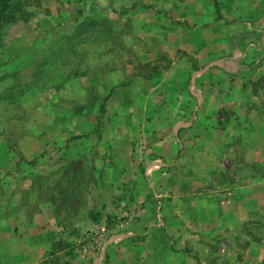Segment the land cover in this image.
<instances>
[{"label":"crops","instance_id":"obj_1","mask_svg":"<svg viewBox=\"0 0 264 264\" xmlns=\"http://www.w3.org/2000/svg\"><path fill=\"white\" fill-rule=\"evenodd\" d=\"M141 3L162 14L169 29L156 53L174 59L113 86L131 103L88 135L97 140L89 182L36 206L32 194L0 199V264H227L210 237L264 225V0ZM121 203L141 213L78 256L72 244ZM241 258L235 264H264V239Z\"/></svg>","mask_w":264,"mask_h":264},{"label":"rangeland","instance_id":"obj_2","mask_svg":"<svg viewBox=\"0 0 264 264\" xmlns=\"http://www.w3.org/2000/svg\"><path fill=\"white\" fill-rule=\"evenodd\" d=\"M141 2L26 0L30 14L7 25L0 47V176L6 178L1 201L18 202L32 194L36 206L48 192L52 199L60 186L89 182L97 140L88 135L99 132L95 115L102 98L107 97L100 115L103 126L114 111L131 103L117 101L113 86L127 85L140 72L155 75L157 64L175 57L156 53L164 49L163 30L169 27L160 11ZM79 21H84L78 27L84 31L75 35ZM89 21L92 29H86ZM64 138L72 141L65 152ZM64 174L73 180L66 182ZM25 178L33 185L25 188ZM262 238L263 224L245 225L226 237L211 236L208 245L228 257L227 264H235L249 242Z\"/></svg>","mask_w":264,"mask_h":264},{"label":"built area","instance_id":"obj_3","mask_svg":"<svg viewBox=\"0 0 264 264\" xmlns=\"http://www.w3.org/2000/svg\"><path fill=\"white\" fill-rule=\"evenodd\" d=\"M140 213L141 206L139 204L128 207L121 203L120 211L118 213L112 214L109 219L106 220L105 224L98 228L95 232L85 236L83 240L72 244V250H74V252L81 257L90 255L95 250L99 241L109 230L120 227L130 218L138 217Z\"/></svg>","mask_w":264,"mask_h":264},{"label":"trees","instance_id":"obj_4","mask_svg":"<svg viewBox=\"0 0 264 264\" xmlns=\"http://www.w3.org/2000/svg\"><path fill=\"white\" fill-rule=\"evenodd\" d=\"M26 5H28L26 4V0H0V47L3 45V36L7 25L11 23L15 17H22L24 14L28 13L25 10V8L27 7ZM82 23H84V21H79V23L76 25L77 29H75V35H79L84 31L83 28H78L80 27V25H82ZM85 25L86 29H92L94 27V22L89 21ZM106 98L107 97L104 96L102 98V101L98 104V112L95 115V129L97 130L101 128L103 123V118H101L100 115L104 111V102Z\"/></svg>","mask_w":264,"mask_h":264}]
</instances>
